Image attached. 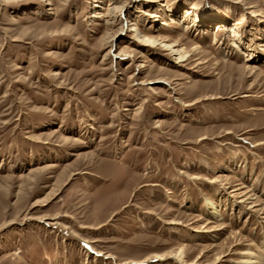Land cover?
Returning a JSON list of instances; mask_svg holds the SVG:
<instances>
[{
  "label": "rangeland",
  "instance_id": "obj_1",
  "mask_svg": "<svg viewBox=\"0 0 264 264\" xmlns=\"http://www.w3.org/2000/svg\"><path fill=\"white\" fill-rule=\"evenodd\" d=\"M248 253L264 261V0H0V264Z\"/></svg>",
  "mask_w": 264,
  "mask_h": 264
},
{
  "label": "bare ground",
  "instance_id": "obj_2",
  "mask_svg": "<svg viewBox=\"0 0 264 264\" xmlns=\"http://www.w3.org/2000/svg\"><path fill=\"white\" fill-rule=\"evenodd\" d=\"M94 17H96V14H92ZM166 24V23H164ZM131 31H135L138 30V24L135 23L133 24V27L130 29ZM233 32V31H232ZM138 38H141V36L137 33ZM141 42H144V44H146L147 46H156L158 44H161V46L164 47V49L169 50L170 54L175 55V58H177V61H175V63H181L186 61L188 58V52L185 50V48H176L178 45L177 44H169V43H163V41H160L159 39H154L152 37H143L141 38ZM163 44V45H162ZM233 47H235L236 49L238 48V51L240 49V46L238 45L237 42H233L232 43ZM247 56V55H246ZM237 190V189H235ZM243 202L246 200H242ZM255 206V204L253 205ZM250 255V257L245 261V264H264V261L258 257V255H253L251 256L252 253H248ZM182 254L179 252L177 255L178 259H181ZM177 259V260H178Z\"/></svg>",
  "mask_w": 264,
  "mask_h": 264
}]
</instances>
